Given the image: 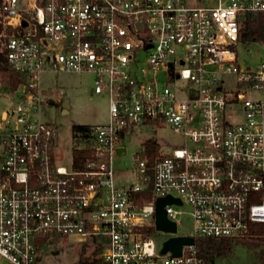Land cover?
<instances>
[{"label":"built area","instance_id":"1","mask_svg":"<svg viewBox=\"0 0 264 264\" xmlns=\"http://www.w3.org/2000/svg\"><path fill=\"white\" fill-rule=\"evenodd\" d=\"M247 13L264 14V0H0V56L22 78L0 115V264H36L49 234L99 244L102 264H211L194 242L179 256L162 243L238 239L264 224V41L252 42L261 61L239 67ZM46 71L90 73L108 99V121L78 145L82 168L56 161L57 128L40 120ZM162 124L181 142L150 158L146 139L117 184L122 140ZM165 196L178 199L164 204L175 232L155 228Z\"/></svg>","mask_w":264,"mask_h":264},{"label":"rangeland","instance_id":"2","mask_svg":"<svg viewBox=\"0 0 264 264\" xmlns=\"http://www.w3.org/2000/svg\"><path fill=\"white\" fill-rule=\"evenodd\" d=\"M187 4H199L198 0H185ZM262 14L263 13H256ZM263 57V48L260 44L242 42L237 47V63L239 67H254ZM183 81L177 80L181 85ZM7 84L0 77V115L14 104L3 92ZM40 87L48 95V99L41 106L40 120L53 124L57 128L56 161L68 165L71 162L72 150L79 143L72 133L73 125H96L108 121V99L103 94H95L93 90V76L83 72H43L40 75ZM237 88L233 73L223 74V89L233 91ZM12 91V90H10ZM9 91V92H10ZM180 95V94H177ZM259 97V95H253ZM68 100L69 108L62 112L61 103ZM54 101L58 106L50 105ZM151 139L158 143L163 152L179 144L181 138L166 125L145 129L122 140L126 147L124 157H116L112 161L114 181L119 184L129 180L131 157L139 151L141 143ZM181 208L189 210L184 203ZM183 229L189 230V216L184 215ZM158 245L167 233H157ZM36 264H90L98 258L95 264H102L99 259L101 247L90 240H70L64 235H45L37 244ZM211 264H264V239L245 236L234 239L231 247L221 256L215 257Z\"/></svg>","mask_w":264,"mask_h":264},{"label":"trees","instance_id":"3","mask_svg":"<svg viewBox=\"0 0 264 264\" xmlns=\"http://www.w3.org/2000/svg\"><path fill=\"white\" fill-rule=\"evenodd\" d=\"M240 40L243 44L264 41V16L262 14L247 13L243 19L240 29ZM0 77L7 84L9 90H13L22 81L20 74L9 69L6 61L0 56ZM85 125H73L72 133L74 137L80 133L81 136L76 138L79 142L72 150V164L76 168H82L85 158L89 151L86 147L79 148L78 145L82 143L85 135ZM145 151L150 158L157 154L159 145L157 142L147 139L144 143ZM142 153V152H141ZM249 236L264 239V224H255L251 227ZM234 239H217V238H197L194 241L198 254L207 262L211 263L215 257L224 254L232 244ZM98 262V258H94L90 264Z\"/></svg>","mask_w":264,"mask_h":264},{"label":"water","instance_id":"4","mask_svg":"<svg viewBox=\"0 0 264 264\" xmlns=\"http://www.w3.org/2000/svg\"><path fill=\"white\" fill-rule=\"evenodd\" d=\"M24 23V21H23ZM50 105L58 106L54 101H49ZM62 112L65 113L69 108L68 100L65 99L61 103ZM124 148H119L118 151H122ZM178 202V199L172 198L170 196L160 197L156 199V208H155V228L157 230H161L164 232H175L176 225L174 222L168 220L166 218V214L164 211V204ZM194 242V239L191 236H171L166 239L162 243V247L160 249L161 253H165L166 251H170L173 256H179L181 254V249L183 245H189ZM213 263V261H211Z\"/></svg>","mask_w":264,"mask_h":264},{"label":"crops","instance_id":"5","mask_svg":"<svg viewBox=\"0 0 264 264\" xmlns=\"http://www.w3.org/2000/svg\"><path fill=\"white\" fill-rule=\"evenodd\" d=\"M198 2H199V0H198ZM140 145H141V147H142V143H141ZM123 183H125V182H121V183H119V184H123Z\"/></svg>","mask_w":264,"mask_h":264}]
</instances>
